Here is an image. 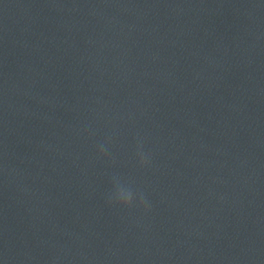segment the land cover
Segmentation results:
<instances>
[{
  "label": "clouds",
  "instance_id": "obj_1",
  "mask_svg": "<svg viewBox=\"0 0 264 264\" xmlns=\"http://www.w3.org/2000/svg\"><path fill=\"white\" fill-rule=\"evenodd\" d=\"M101 154H103V150H101ZM145 162L143 155L141 156V163ZM112 201L116 204L123 207H131L133 204V193L131 190H125L123 188L115 189L113 196L111 197Z\"/></svg>",
  "mask_w": 264,
  "mask_h": 264
}]
</instances>
